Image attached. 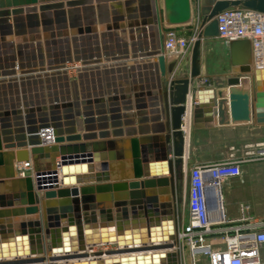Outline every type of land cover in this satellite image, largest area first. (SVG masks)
I'll return each mask as SVG.
<instances>
[{"label":"water","instance_id":"obj_1","mask_svg":"<svg viewBox=\"0 0 264 264\" xmlns=\"http://www.w3.org/2000/svg\"><path fill=\"white\" fill-rule=\"evenodd\" d=\"M161 1L162 12L159 0H0V46L11 48L0 66V166H8L5 178L25 186L6 193L0 180V264H179L173 247L176 191L185 174L181 123L200 74L202 38L219 35L216 16L224 9L264 12V0H200L199 12L192 0ZM195 13L200 31L191 72L173 77L177 60L163 53L164 28L189 24ZM14 35L22 41L9 40ZM107 36L116 37V49ZM85 38L94 42L89 52L79 49ZM57 41L61 53L53 56ZM28 45L33 66L24 68ZM229 50L239 70L224 87L195 90L196 128L205 105L206 127L264 123V68H251V40H233ZM73 62L82 64L75 79L67 67ZM130 63L155 66L152 84L132 82ZM42 71L47 80H64L60 90L45 86ZM45 127L54 128L56 143L42 144ZM124 157L133 171L115 176L114 164ZM24 160L33 162V174L18 176L15 162ZM103 245L116 246L94 249Z\"/></svg>","mask_w":264,"mask_h":264},{"label":"built area","instance_id":"obj_2","mask_svg":"<svg viewBox=\"0 0 264 264\" xmlns=\"http://www.w3.org/2000/svg\"><path fill=\"white\" fill-rule=\"evenodd\" d=\"M192 4L195 12H199L200 0H192ZM216 17L218 37L228 46L233 40L250 39L251 68L263 69L264 12L232 6ZM199 31V22L192 34L181 32L178 26L164 28L163 53L166 57L177 60L173 74L192 54ZM80 67L81 63L72 68L78 73ZM195 90L182 117L181 130L185 141H189L193 127ZM40 137L44 145L56 143L53 127L42 128ZM183 158L186 161V154ZM261 158H264V141L257 143L254 149L243 150L239 155L232 146L226 160L206 165L197 164L189 169L186 182L190 216L188 221L176 224L175 233L174 250L178 253L179 264H188L187 253L191 264H201L202 261L207 264H264L261 257L264 247V221L255 222L246 204L241 205L238 218H228L220 190L222 181L242 175L243 162ZM184 168L186 172L185 162ZM15 170L18 176L33 174V162H15ZM229 222L235 224L226 229L222 227V224Z\"/></svg>","mask_w":264,"mask_h":264},{"label":"crops","instance_id":"obj_3","mask_svg":"<svg viewBox=\"0 0 264 264\" xmlns=\"http://www.w3.org/2000/svg\"><path fill=\"white\" fill-rule=\"evenodd\" d=\"M162 1L159 0V9L162 12ZM101 11V10H100ZM99 11V12H100ZM86 9L81 8V17L83 20L86 19ZM102 13H105V10H102ZM76 18H79L78 14H74ZM55 16V15H54ZM198 18L195 13L194 19L191 23L186 25L178 26L181 32L186 34H192L195 30ZM76 30L71 29V33H76ZM43 36V35H42ZM9 40L18 44L22 41L17 36L8 37ZM21 38V37H20ZM88 38L80 41L79 49L84 52L90 51V46L94 45V42ZM61 42L57 41L55 45H52L51 52L54 56L55 53H61ZM107 45L111 49L117 48V40L115 36H107ZM144 45V42H143ZM193 52V51H192ZM11 48L9 46H0V66H6L7 61L10 60ZM227 57V58H226ZM167 59H173L167 57ZM228 59V60H227ZM131 63H133V59H130ZM47 61V60H46ZM23 63L24 68H28L33 66V58H32V46L28 45L23 47V58L20 61ZM30 63V64H29ZM131 63L129 66H131ZM76 64H80V62L67 63L68 71L71 79H75L77 77V71L73 70V66ZM192 54L188 59H186L182 66L178 69V71L173 74V77L177 75L186 76L190 74L192 69ZM182 67V68H181ZM131 74L135 72V76L130 75L129 79L133 82L135 79L138 84L143 83L147 85L148 83L152 84L153 77L155 76V66H147L145 67L143 64L139 67L135 64V68L130 67ZM198 68H199V76L194 79L191 84V89L195 90L198 88H221L226 86V80L229 76L238 72L239 68L235 67L231 64L230 58V50L229 46L224 43V41L216 36V37H203L202 42L199 48V58H198ZM46 70L49 69L48 61L46 62ZM46 71H42L43 76L45 77L44 83L45 86L50 84L51 89L60 90V84L64 82V80L59 79L56 80L50 79L47 80L45 76ZM141 72V74H140ZM23 74L22 68H17V73L14 74L16 76H20ZM125 71H121L122 80L125 79ZM172 77V78H173ZM111 81L113 79L111 78ZM105 82H107V78H105ZM54 83H56V88L54 87ZM32 91L35 92L34 82L32 80ZM39 85V82H38ZM29 88H27V93H29ZM8 96H10V88H7ZM47 91V88H46ZM191 96L189 97L190 100ZM150 102V101H148ZM204 113L199 120V123L202 125L200 127H192L190 139L188 141V148L186 146V161L185 167L186 172L183 177H180L178 183L181 179L187 186L186 182V173L189 171L191 167L197 164L206 165L212 164L216 162H220L222 160H226L231 147H235L237 154H241L243 150L254 149L256 148V144L264 141V123H258L254 120L252 121H240V122H230L225 123L213 127H206L211 120L206 112L208 106L205 105ZM136 118V126L139 127L140 124ZM123 119V127L127 129V121L125 118ZM148 124L154 127L158 125L155 121L148 120ZM77 126H79V120L77 119ZM112 129V127H109ZM79 132L83 133L85 130L78 129ZM136 136H141L139 133ZM99 139V138H98ZM79 142H83L79 141ZM254 144V145H253ZM7 158V156H6ZM252 158V156H251ZM114 168L111 172L115 174V176L122 177L127 176L129 173L133 171V162L127 158L118 159ZM242 175L238 177L227 178L221 183V194L223 195V204L224 209L226 211V215L228 218L236 219L240 216V208L242 204H246L249 206L250 215L253 217L255 222L264 221V158L261 159H250L242 163ZM8 171V166L2 165L0 166V180H6V183L3 186L4 192L6 193H14V192H22L25 191V186L22 183H15L12 180L5 178V174ZM63 186V185H61ZM187 188V187H186ZM39 197L42 198V193L39 192ZM99 195V194H98ZM102 196V195H101ZM58 200V199H57ZM67 200V199H65ZM15 207H8V209H13ZM176 209H177V219L176 224H180L183 221H188L190 213L187 206L183 204V200L179 195V191L177 188L176 191ZM99 212V210H97ZM41 214V213H40ZM17 218V217H15ZM14 217H9L8 220L12 222ZM235 223H224L222 224L223 228H230ZM210 239H213L210 237ZM116 245H103L94 247L96 251L108 250L115 248ZM261 257L264 262V247L261 250Z\"/></svg>","mask_w":264,"mask_h":264},{"label":"rangeland","instance_id":"obj_4","mask_svg":"<svg viewBox=\"0 0 264 264\" xmlns=\"http://www.w3.org/2000/svg\"><path fill=\"white\" fill-rule=\"evenodd\" d=\"M22 38H20V40H21ZM227 58V57H226ZM228 60V59H227ZM187 186H186V184L183 182V179H181L180 181H179V183H178V186H177V188H178V191H179V195L181 196V198H182V200H183V204L185 205V206H187L188 207V195H187V189H188V187L186 188ZM173 250H174V247H173ZM187 263L188 264H191L190 263V258H189V254L187 253ZM201 264H207V262L206 261H202L201 262Z\"/></svg>","mask_w":264,"mask_h":264},{"label":"bare ground","instance_id":"obj_5","mask_svg":"<svg viewBox=\"0 0 264 264\" xmlns=\"http://www.w3.org/2000/svg\"><path fill=\"white\" fill-rule=\"evenodd\" d=\"M104 26V25H103ZM102 26V27H103ZM17 38H19L20 39V37H17ZM188 140H186L185 141V139H184V150H185V154H186V146H187V148H188V142H187ZM164 250H172V249H164ZM158 252H160V251H162V249H158L157 250Z\"/></svg>","mask_w":264,"mask_h":264}]
</instances>
